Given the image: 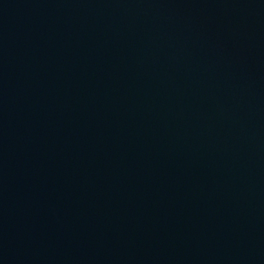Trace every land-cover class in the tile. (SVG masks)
<instances>
[{"label": "water", "instance_id": "obj_1", "mask_svg": "<svg viewBox=\"0 0 264 264\" xmlns=\"http://www.w3.org/2000/svg\"><path fill=\"white\" fill-rule=\"evenodd\" d=\"M0 264H264V0H0Z\"/></svg>", "mask_w": 264, "mask_h": 264}]
</instances>
